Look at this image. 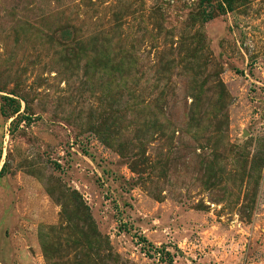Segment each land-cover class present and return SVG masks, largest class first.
Segmentation results:
<instances>
[{
	"label": "rangeland",
	"instance_id": "rangeland-1",
	"mask_svg": "<svg viewBox=\"0 0 264 264\" xmlns=\"http://www.w3.org/2000/svg\"><path fill=\"white\" fill-rule=\"evenodd\" d=\"M0 168V264H264V0H0Z\"/></svg>",
	"mask_w": 264,
	"mask_h": 264
},
{
	"label": "trees",
	"instance_id": "trees-1",
	"mask_svg": "<svg viewBox=\"0 0 264 264\" xmlns=\"http://www.w3.org/2000/svg\"><path fill=\"white\" fill-rule=\"evenodd\" d=\"M200 1H203V2H209L210 0H200ZM211 17H212V15H210V14H208V13H206V14L203 13L202 20L206 21V20L210 19ZM3 99H9V98L3 96ZM15 108H16V106H15ZM15 111H16V110H14V112H15ZM0 171H1V168H0ZM71 194H72V202L74 203L75 208L79 207V199H78V196H77V195L75 194V192H73V191H71ZM74 217H76V216H74ZM86 219H87V221H88L89 218L86 217ZM83 222H85V219H84ZM89 229H90V228H89ZM79 231L81 232L82 239H84V238L86 239L87 234H86L84 231H82L81 229H80Z\"/></svg>",
	"mask_w": 264,
	"mask_h": 264
}]
</instances>
